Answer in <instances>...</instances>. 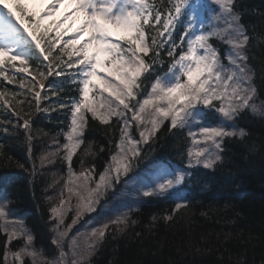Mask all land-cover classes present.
Wrapping results in <instances>:
<instances>
[{
	"label": "snow or ice",
	"instance_id": "obj_1",
	"mask_svg": "<svg viewBox=\"0 0 264 264\" xmlns=\"http://www.w3.org/2000/svg\"><path fill=\"white\" fill-rule=\"evenodd\" d=\"M64 2L51 0L41 13H37L29 10L28 0H0V76L12 82V76L4 69L7 63H11L17 72L32 76L28 82L29 91L33 93L37 111L41 99L47 98L42 97L41 90L48 87L56 95L57 89L64 90V82L75 84L79 99L72 97L70 103L60 101L57 105L70 113L69 130L64 133L67 143L62 145L70 170L72 157L83 143L86 113L90 112L102 124H110L113 117L121 122L116 151L109 166L99 175L95 187H89L94 169L82 171L79 175L71 173L75 180L81 181L77 186L79 190H75L77 218L83 212L93 211L99 196L112 186L113 180L118 181L121 175L129 172L132 161L140 155L138 145L155 136L164 121L169 122L170 131L187 128L190 140L188 166L202 165L205 169H212L222 159L224 138L246 135L244 129L237 131L229 122L235 121L245 109L264 116V106L250 103L256 94L252 84L254 70L248 64L247 55L250 37L241 23V13L235 10L234 0H69L74 5L73 13L82 14L83 19L75 29V38L64 41L63 47L57 51L63 37L68 35L67 31L61 33L59 28L73 13H65L60 20L47 25L43 21L55 15L56 6ZM177 25L183 28L178 42L173 36ZM52 32L56 33L55 36L51 35ZM213 39L226 46L223 55L211 42ZM166 44V55L170 58L166 71L156 74L150 91L142 100H137L143 84L141 77L150 73L154 65L163 64L161 49ZM73 53L76 59H73ZM101 53L109 58L107 63L114 66L107 69L106 74L98 73L104 63L99 58ZM225 59L227 64L223 62ZM44 61L48 63L42 69ZM73 68L76 72L70 73ZM33 71L36 75H32ZM53 74L64 77V82L49 81L45 85L44 81ZM94 78L98 84L93 83ZM20 86H25L23 79ZM97 88L101 96L107 93L111 98L98 106L90 99V92ZM15 96L14 93L13 98ZM3 97L4 93L0 92V98ZM24 103V100L17 101L18 106ZM129 113L130 119L127 118ZM210 113L215 114V122H208ZM131 121L141 129L140 140L134 139L129 132ZM19 126L25 130L30 142V118L24 119ZM193 126L197 131L192 130ZM56 154L41 156V163L50 162L49 157ZM19 166L24 167L23 164ZM184 179L183 171L173 174L158 170V182L155 187L145 186L147 190L143 195L164 194ZM73 183L75 181L70 178L68 184ZM67 190L74 192L72 187ZM65 203L61 199V206L52 209L54 216L58 217L57 235L51 241L56 246V254L50 259L44 257L43 249L34 246L30 230L22 223H13L9 231L6 221L4 230L8 240L2 264H29L26 257L31 264H89V258L105 238L109 224L104 223L83 234V243L72 237L65 250L64 240L72 227L68 225L60 229L64 222ZM182 207L186 205L177 204L174 211ZM6 217L7 212L0 205V219L6 220ZM164 219L172 217L165 216ZM76 222L74 218L72 224ZM128 222L127 215L111 221L118 227H127ZM14 239L23 240V243L12 251L7 244Z\"/></svg>",
	"mask_w": 264,
	"mask_h": 264
},
{
	"label": "trees",
	"instance_id": "obj_2",
	"mask_svg": "<svg viewBox=\"0 0 264 264\" xmlns=\"http://www.w3.org/2000/svg\"><path fill=\"white\" fill-rule=\"evenodd\" d=\"M234 7L241 13V23L250 37L248 64L254 70L252 84L256 89L250 103L261 107L264 106V0H234ZM73 70L69 72L74 73ZM11 76V83L0 76L4 93L0 102L7 100L4 107L0 106V177L7 175L2 187L8 188L14 206L27 216L26 228L31 229L34 246L43 249L44 257L50 259L56 254L51 241L57 235L52 209L60 207L63 199L64 215L71 218L76 214L75 190H79L81 181L75 180L71 173L79 175L88 169H101L116 149L121 124L91 121L86 141L73 155L70 170L62 148L67 143L64 133L69 130V114L66 108L57 106L68 99L66 83L63 91L57 89L56 95L48 87L41 91L42 97L47 98L41 99L37 111L33 93L29 91L31 79ZM21 79L24 87L20 86ZM53 79L63 82L56 76ZM149 81L146 77V82ZM18 100L25 103L18 106ZM45 108L49 111L45 112ZM29 118L30 142L19 126ZM235 122L236 130L244 129L246 135L224 138L221 161L212 169L194 170V194L186 207L174 211L176 204L169 196L145 199L130 212L127 227L110 228L89 258V264H264V116L245 109ZM162 129L153 140L139 145L140 155L134 160L140 166L152 160L181 161L190 141L186 131H170L168 123ZM49 153L57 154L49 157L50 162L41 163V156ZM70 178L75 183L69 185ZM67 187L74 192L70 193ZM165 216L172 219L165 220ZM7 240L0 225V264ZM18 243L23 240H12L7 247L16 250ZM25 259L31 264L29 258Z\"/></svg>",
	"mask_w": 264,
	"mask_h": 264
},
{
	"label": "rangeland",
	"instance_id": "obj_3",
	"mask_svg": "<svg viewBox=\"0 0 264 264\" xmlns=\"http://www.w3.org/2000/svg\"><path fill=\"white\" fill-rule=\"evenodd\" d=\"M33 4L35 6V9L38 10V13H41L43 11V7L45 5H49L51 3V0H32ZM73 9H74V5L69 3V0H65V2L63 4H58L55 8V13L59 12L60 15V19L64 16L65 13H73ZM83 19V15L80 13H73L72 15L69 16V19L63 22V26L66 25L67 23V27H71L75 26L76 28L80 25L81 21ZM84 39V37H82V40ZM110 68H114V66H110ZM106 74V73H105ZM109 80H112V77H108ZM107 99H111L110 97H108L107 93H103V95L99 96V101H96V105L102 102H105ZM101 112L104 111V109H100ZM158 170H167L169 172L170 169H163V168H152L151 170L148 171V176H150L153 180L158 181L157 180V171ZM177 172L174 171V174H176ZM131 188L134 191H142V188L135 182H133L131 184ZM4 208L6 207V204L2 205ZM7 219V218H6ZM8 219L11 222V224L13 223H21L20 220H18V218L12 216V215H8ZM57 219V217H56ZM5 220V219H2ZM94 227L91 226H84L80 229V231L78 232L79 235H81L83 237V234L88 233L91 231V229Z\"/></svg>",
	"mask_w": 264,
	"mask_h": 264
},
{
	"label": "bare ground",
	"instance_id": "obj_4",
	"mask_svg": "<svg viewBox=\"0 0 264 264\" xmlns=\"http://www.w3.org/2000/svg\"><path fill=\"white\" fill-rule=\"evenodd\" d=\"M129 223V222H128Z\"/></svg>",
	"mask_w": 264,
	"mask_h": 264
}]
</instances>
